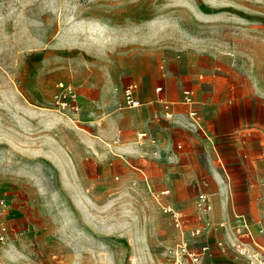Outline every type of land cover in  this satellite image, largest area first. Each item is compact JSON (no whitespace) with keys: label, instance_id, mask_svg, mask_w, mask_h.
Wrapping results in <instances>:
<instances>
[{"label":"rangeland","instance_id":"1","mask_svg":"<svg viewBox=\"0 0 264 264\" xmlns=\"http://www.w3.org/2000/svg\"><path fill=\"white\" fill-rule=\"evenodd\" d=\"M93 60L125 66L113 110L94 108L102 93L88 98L72 79L84 80ZM62 81L82 93L76 117L54 104ZM131 81L142 101L133 108L122 93ZM166 102L175 103L169 117ZM219 112L264 124V0H0V195L9 224L0 264H169L183 238L218 251L213 230L226 219L212 216L213 204L199 206L204 185L168 183L174 165L153 155L159 137L149 125L167 131L184 159L178 133L208 137L205 123ZM223 137L216 165L228 183Z\"/></svg>","mask_w":264,"mask_h":264},{"label":"crops","instance_id":"2","mask_svg":"<svg viewBox=\"0 0 264 264\" xmlns=\"http://www.w3.org/2000/svg\"><path fill=\"white\" fill-rule=\"evenodd\" d=\"M86 66V69L90 68V72H87L84 80L79 74H75L72 79L81 84V90L86 94L102 93L101 98L94 104V108L115 109L121 101L120 86L124 83L125 66L119 61L112 66L109 62L96 60L86 63ZM78 92L82 108V93L79 90ZM87 96L94 97L90 94ZM136 96L141 106L138 89ZM153 108L155 109V105H152ZM173 109L175 110V105ZM223 109L231 110L230 106L226 105ZM142 112L149 114V107H145ZM183 122L186 125L191 124L187 120ZM157 125V123L149 125V129L159 137L158 143L151 147V151L155 158L172 162L174 165L170 171L171 177L167 178L168 183L190 184L195 188H201L204 185V191L211 203L210 208L212 204L214 205L215 214L212 213V216L215 219L225 218V221H234V215L242 213L248 217L255 230L259 226L264 227V124L261 119L247 115L229 117L224 112H219L212 121L205 123L208 137L197 131L195 133L180 131L179 140L184 142V150L188 155V158L184 159H181V155L175 150L174 142L169 138L168 132L159 130ZM191 128L195 129V127ZM223 134L228 136L230 142L228 152L232 156L231 167H228L230 178L228 183L223 182L216 165V154L224 155V151L219 148L226 139ZM209 138H214L215 142H211ZM194 147H200L201 151L194 153ZM213 231L217 240L223 235L224 229L215 227ZM257 237L264 242V235L258 234ZM217 249L218 251L211 249L209 253L211 264H249L233 249L226 251Z\"/></svg>","mask_w":264,"mask_h":264},{"label":"built area","instance_id":"3","mask_svg":"<svg viewBox=\"0 0 264 264\" xmlns=\"http://www.w3.org/2000/svg\"><path fill=\"white\" fill-rule=\"evenodd\" d=\"M138 89L137 83L131 82L123 87V94L125 103L128 107H137L140 105V101L136 96ZM162 86L157 87V90H161ZM53 101L55 106L64 112L70 113L73 116H77L81 110L80 95L77 88L66 82H59L57 84V90L53 95ZM183 102L188 105L189 115L194 124L201 126L200 115L198 110L193 106L195 102L194 90L186 89L184 91ZM173 104L167 103L165 105V115L171 116L173 113ZM143 133L142 135H145ZM168 193L166 189L162 191ZM199 206L204 209H210L209 199L206 195L201 194ZM8 202L3 195H0V249L9 234V224L6 220V208ZM166 211H170L173 214L174 220L177 226H181L184 221L183 215L175 210L171 205L165 207ZM225 231V238H219L216 242L217 248L222 251L227 249H233L238 255L243 257L249 264H264V242H262L257 235H264V227L259 226L256 230L253 228L251 222L245 214L238 213L234 215V221H223L220 223ZM200 228L193 230V234H199ZM211 247L209 244H204L200 248H194L192 242L183 238L177 245L170 250V262L169 264H205V257L209 255Z\"/></svg>","mask_w":264,"mask_h":264}]
</instances>
